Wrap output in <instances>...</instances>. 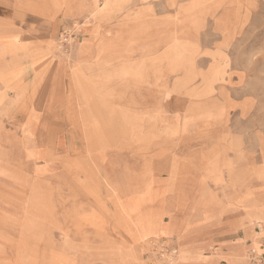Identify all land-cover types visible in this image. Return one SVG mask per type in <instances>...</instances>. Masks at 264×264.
I'll return each mask as SVG.
<instances>
[{"label":"rangeland","instance_id":"1","mask_svg":"<svg viewBox=\"0 0 264 264\" xmlns=\"http://www.w3.org/2000/svg\"><path fill=\"white\" fill-rule=\"evenodd\" d=\"M38 1H50L52 13L57 9L49 21L53 107L36 139L22 132L18 141L3 139L8 147L0 152V264H104V258L106 264H134L117 261L88 232L90 223L102 227L110 191L141 236L137 264L165 263L156 237L159 202L192 198L193 206L207 212L211 194L229 215H240L247 197L233 203L245 193L264 206V0H132L112 20L108 0ZM89 2L103 3L102 13H90ZM66 8L84 13L77 18ZM86 10L99 21L93 47L111 36L123 14L140 13L133 35L125 34L133 36L131 60L141 63L142 75L94 101L75 64L66 75L65 109L60 68L67 58L76 60ZM72 24L79 25L78 40L60 51L57 35ZM130 124L133 130H125ZM139 185L151 197L143 200L132 189ZM81 192L95 209L86 220L78 219L89 217ZM263 227L256 221L251 230ZM150 241L161 242L153 249ZM250 244L243 255L248 264ZM129 245L120 249L131 257L135 245Z\"/></svg>","mask_w":264,"mask_h":264},{"label":"crops","instance_id":"2","mask_svg":"<svg viewBox=\"0 0 264 264\" xmlns=\"http://www.w3.org/2000/svg\"><path fill=\"white\" fill-rule=\"evenodd\" d=\"M131 2L132 0H108L107 20L122 14ZM60 5L62 8H59ZM60 5L56 6L59 8L58 11L63 10L61 2ZM101 6L97 5V7ZM65 11L77 18L84 13L68 11L67 8ZM54 13L50 1L0 0V152L8 147V144L5 145L3 142L5 136L14 137L13 139L18 141L22 137V132L36 139L43 132L42 125L49 123L50 116L47 111L53 107L52 27L49 21H52ZM140 17V13L134 14V17L129 13L123 14L119 27L111 31V36L101 38L93 47L91 42H95L97 38L95 36L98 35L99 21H95L88 11L86 12L82 17L84 20H81L85 37L79 42L75 51L76 60L72 63L69 57L60 68L61 77L64 79L61 87L65 109L68 107L66 75L75 64L74 72L78 80L82 79L84 84H89V93L94 101H97L96 98L111 97L114 95L112 88L121 83L133 84L136 81H132L133 79L140 78L142 65L131 60L132 41L130 40L133 36L129 37L125 34L136 29L133 24L137 23L136 20ZM13 48L17 50L14 51ZM10 49L12 50L9 51ZM89 50L94 52L90 53ZM89 58L92 62H86ZM49 77L50 82L47 85L46 79ZM129 86L133 87V85ZM38 108H41V111ZM128 129L133 130L131 124L125 128ZM218 174V181L223 180L222 174L220 172ZM227 180L231 186H234L228 177ZM135 188L141 193L143 200L146 195L151 197L148 187L139 185L132 189ZM123 189L126 190L124 186ZM244 196L247 197V204L240 207L243 209L240 215L237 213L229 215L226 208L221 206V202H217L211 194H207L205 198L210 200L207 212L203 211L204 207L202 209L200 206H193L192 198L189 200L184 198L176 203L159 202L161 208L156 223V237L161 240L170 238L176 244L177 259L174 264H248L243 255L247 251L246 244L249 242L255 250L264 255V234L261 233L264 232V227L260 231L251 230V225L253 226L256 221L264 223V218H259L260 215L264 217V206H258L257 203L250 201V197L245 193L237 195L233 205ZM81 197L84 201L81 204L86 206V214L89 217H78V219L86 220L95 214V209L83 195ZM106 203L107 216L102 220V227L95 225V228L90 223L88 232H93L102 243L107 244L117 261L137 264L138 247L142 243L141 236L129 222L121 202L111 191ZM214 204H218V207H214ZM117 219L125 223L129 232L122 230L116 222ZM129 235L132 239H129ZM232 236L235 238L229 239ZM129 243L135 245L134 248L132 247L134 256L131 257L123 255L120 249L123 246L130 247Z\"/></svg>","mask_w":264,"mask_h":264},{"label":"built area","instance_id":"3","mask_svg":"<svg viewBox=\"0 0 264 264\" xmlns=\"http://www.w3.org/2000/svg\"><path fill=\"white\" fill-rule=\"evenodd\" d=\"M79 25L72 24L64 29H62L57 35V48L60 51H67L75 42L78 40L79 37ZM157 242V243H156ZM158 242L161 241H150L151 248L156 249L159 247ZM162 247L161 256L165 255V263L164 264H171L173 257L176 255V247L170 242H166L162 240L160 244ZM165 250V251H164ZM247 259L249 260L250 264H264V255L254 248H251L247 254Z\"/></svg>","mask_w":264,"mask_h":264},{"label":"bare ground","instance_id":"4","mask_svg":"<svg viewBox=\"0 0 264 264\" xmlns=\"http://www.w3.org/2000/svg\"><path fill=\"white\" fill-rule=\"evenodd\" d=\"M89 8H90V13H93V14H99V13H102V10L104 9V5H102L101 7H97V4L96 2H89Z\"/></svg>","mask_w":264,"mask_h":264}]
</instances>
